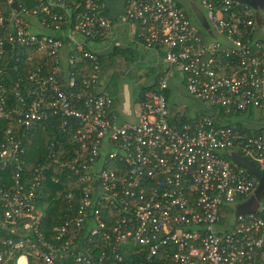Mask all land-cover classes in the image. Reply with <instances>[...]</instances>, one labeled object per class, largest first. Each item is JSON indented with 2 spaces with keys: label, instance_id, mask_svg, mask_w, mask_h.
Returning a JSON list of instances; mask_svg holds the SVG:
<instances>
[{
  "label": "built area",
  "instance_id": "built-area-1",
  "mask_svg": "<svg viewBox=\"0 0 264 264\" xmlns=\"http://www.w3.org/2000/svg\"><path fill=\"white\" fill-rule=\"evenodd\" d=\"M33 1L29 8L22 0H0V78L18 75L12 105L0 83V122L8 125L0 138V172L14 169L10 183L0 187V264L17 253L14 264L21 253L25 264H264V204L236 214L231 226L218 231L220 213L228 209L231 215L254 190L246 170L227 156L238 153L264 170V132L245 135L215 124L221 116L264 106V54H255L262 44L254 38L248 6L199 0L221 43L203 38L175 0H124L118 23L165 64L153 86L136 96L135 121L125 123L112 115V99L100 91L98 55L81 51L79 59L92 64L89 78L81 79L78 60L68 58L65 91L58 78L63 36L30 26L31 18L47 31L64 33L68 26L85 40H112L120 47L110 39L116 30L103 14V0ZM43 51L50 57L43 64L48 73L42 66L22 73L32 53ZM181 89L209 113L190 116L192 123L174 120L164 92ZM51 117L62 129L77 122L75 146L62 154L52 150L25 184L24 133ZM52 164L75 174L77 190L66 196L74 216L48 235L36 203L43 172Z\"/></svg>",
  "mask_w": 264,
  "mask_h": 264
},
{
  "label": "trees",
  "instance_id": "trees-1",
  "mask_svg": "<svg viewBox=\"0 0 264 264\" xmlns=\"http://www.w3.org/2000/svg\"><path fill=\"white\" fill-rule=\"evenodd\" d=\"M24 2V0H22ZM29 8L35 6V2L33 0L25 1L24 2ZM3 10L5 12H8L10 10L9 5H4ZM59 14H64L65 20L68 18V20H71L73 22V17H67V14L62 11L60 8L55 9ZM63 26V24H62ZM112 56L116 55H122L124 54V51L120 49L119 47H114L112 44ZM146 49V48H145ZM86 50L83 49V51ZM95 52V51H94ZM262 52V49L260 51H256V55H260ZM11 53L10 51L8 54ZM96 53V52H95ZM33 58L31 62H25L24 67L21 70L22 73H26L28 71L34 70L35 67L38 66H44L43 64L46 61L50 60V57L48 56L46 51H43L41 53L39 52H33ZM97 54V53H96ZM98 58L101 62V56L99 54ZM77 68L80 69V72L78 73L77 78H89L91 72H92V64L90 62H85L81 58L77 61ZM12 69V68H11ZM44 74L48 73V69L43 67ZM10 80L5 81L4 77L0 78V83L4 85L7 89L6 98L8 101V104H14L15 100H13L12 96V89L14 87V80L17 78L18 75L13 72H9ZM58 78L60 80L62 88L67 91L68 88L65 85V78L63 74L58 75ZM151 85L150 87H152ZM147 87L141 86V92L146 89ZM118 87L115 86L113 88L107 85L106 90L104 91L107 95H109L112 99V114L114 113L119 97H118ZM140 92V93H141ZM139 93V94H140ZM167 99H169L170 91L166 90L164 92ZM264 104V102H263ZM171 114H173L174 120H176L179 123L185 122V123H192L193 120L190 119V114L188 113L189 110L186 109L184 112V115L179 117V114H177L174 108H172V105L170 106ZM252 109L248 112H240L237 114H231L228 116H221L223 118L221 120L215 119V124L217 126L219 125H227L230 127L236 128L238 131L245 135H261L264 132V124L262 125V122H264V106L262 109L257 110L258 111V117L254 121L257 125L255 128H248L245 127L243 122H237V123H229L227 122V117L231 116H241L244 113H252ZM206 114V113H204ZM7 123L0 122V138L2 137V130L3 128L7 127ZM77 126V122L75 120H72V126L69 128L62 129L61 128V122L59 121V118L57 117H51L46 121L40 122V124L33 126L29 131L25 132V144H26V153L23 156V171H22V177L23 182L25 184L28 183V181L31 180V174L34 172L38 166L42 165L45 162L46 157L48 154L53 150L56 154H62L64 153L65 147L75 146L73 142L71 141V134L75 127ZM64 144V145H63ZM61 158V157H60ZM231 158H240L242 160H246L251 165L254 166V168L258 171L261 170L259 168V165L247 158H243L238 153H232L227 156V159L233 164L231 161ZM237 166V165H236ZM241 167V166H238ZM244 168V167H242ZM245 169V168H244ZM247 175L252 180V182L255 184L258 179L255 177L249 170L245 169ZM264 171V170H262ZM14 173V169L10 168L7 171H1L0 172V187L3 182L10 183V177ZM43 175L45 176L46 180L43 182V185L40 189V193L37 195V203L36 208L39 211V213L42 216V222H43V228L44 231L49 235L52 232V229L56 226H60L63 224L66 220H69L74 216V209H71L70 204L66 200L67 193L72 190H77V185H73V182L75 180V174L69 172L66 168L60 167L58 164H52L49 169L45 170L43 172ZM56 178L57 182L54 183L51 181L52 178ZM264 194V193H263ZM264 195H262L263 197ZM70 206V207H69ZM229 213V210L226 209L225 213H220V219L224 221L226 213ZM19 253L13 255V257L10 259L9 264H14V259L18 256ZM31 260V264H35V261L33 259Z\"/></svg>",
  "mask_w": 264,
  "mask_h": 264
},
{
  "label": "crops",
  "instance_id": "crops-1",
  "mask_svg": "<svg viewBox=\"0 0 264 264\" xmlns=\"http://www.w3.org/2000/svg\"><path fill=\"white\" fill-rule=\"evenodd\" d=\"M176 2L178 3L177 0H176ZM103 3H104V7H103L104 16L107 19L111 20L115 26L116 32L114 31L115 33L113 34V39L117 40L120 43L119 39H117V38L119 35H123L122 37L126 38L125 44L127 46L125 49H122L124 51L123 56L122 55H116L114 57L112 56L113 49L108 53L102 52V50L104 49L103 47L99 48L98 50L93 49L97 54H99L101 56V74H100L101 90L100 91L106 90V87L110 82L107 79V76L109 75V73L112 70L113 71L114 70L119 71V69H118L119 66H121V68H122L123 66L127 65V63L130 61L129 58H132V55H136V50L139 48L138 46H141L142 48H144L143 45L136 38H131L130 36H128L127 26L120 24L117 21L118 17L123 12L124 0H103ZM185 4L187 5V8L189 10V14L191 15V18H193L200 25V28L199 27H197V28L199 29L203 38H205L209 42L218 41V42L224 43L223 38L218 36L217 34H215V32L210 28V25L208 24V21L206 20V17H205V12H204V10L202 11L203 8L201 7V5L199 4L200 5L199 6L195 2V0H188ZM249 13L253 16V18L256 22V29L258 30L259 27L257 25V21H256L255 16L251 12V10H249ZM30 26L33 29L38 27V30L41 29L42 31L46 32V34L54 35V36L60 37V38H62V36H63L64 43H63V46H62L61 51H60V63H61V71H62L64 78L67 74L68 58L70 56L75 55L76 60H77V58H78L77 55L79 53H81V51L83 49L90 48V46L88 45V42H91V41L85 40L80 35L69 30L68 26H63V28H64L63 32L64 33L47 31V30H44L42 27H40L38 22H36V20H34L32 18L30 19ZM262 27H264V10H262ZM37 33H41V32H37ZM254 38L262 44V54H264V43H263L262 39H260L258 37L256 38V30L254 33ZM92 43H96V44L101 45V43H103V42L98 41V42H92ZM120 46H121V43H120ZM147 50H149V49H147ZM151 51H153V50H151ZM156 54L158 57H160V54H158V53H156ZM74 59H75V57H74ZM126 61H128V62H126ZM158 67L160 69L162 67V65L160 64V65H158ZM113 74L114 73H112V75ZM116 75H119V73H117ZM156 76H157V74H156ZM262 78H263V85H264V72H263ZM155 80H156V77H154L153 79H150L149 82L144 85V87H148L150 85H153ZM120 85L123 86V95L120 96V89L118 87V89H119V91H118L119 101H118V105H117V107H116V109L112 115L117 120H119L121 122H125V121H123L125 119H130V120H132V122H134L135 117H136V115H135L136 114V112H135L136 107L134 106V109L133 110L131 109V99L129 96V92H128V88H127L126 83L123 82ZM170 94L172 95V92H170ZM174 95L176 96L179 94L174 93L173 96ZM135 100H136V96H135ZM169 109H170V107H169ZM183 109H184V111H186V109H188V107H184ZM205 110H208V108H205ZM196 111H197L196 109H193L194 113ZM209 111H210V109H209ZM209 111H208V113H209ZM188 113L190 114V111ZM200 114H204V113L201 112ZM190 116L195 117L197 115H195V114L191 115L190 114ZM227 122L237 123V122H242V121L240 120V118H233V122L232 121H227ZM263 124H264V122H262V125ZM252 200H253V197L251 195L248 198H246V199L242 200L241 202H239L238 204H236L234 209L231 210V215H230V212L229 213L227 212L224 221H222V219H221V226L224 225V226H226V229H227L229 226H231V223L233 221V217L236 214L251 212V211H249L248 207L251 204L250 202ZM256 200H258V202L260 200L263 201L264 196L262 198L256 199ZM257 210H258V208H257ZM257 210L255 212H257ZM222 213H225V210H223ZM21 255H23V254L21 253L19 256H21ZM23 257H21V258H23ZM23 260H24V264H25L26 257L23 258Z\"/></svg>",
  "mask_w": 264,
  "mask_h": 264
},
{
  "label": "rangeland",
  "instance_id": "rangeland-1",
  "mask_svg": "<svg viewBox=\"0 0 264 264\" xmlns=\"http://www.w3.org/2000/svg\"><path fill=\"white\" fill-rule=\"evenodd\" d=\"M176 1V0H175ZM178 3L183 7L184 11L188 14V17L190 18L191 22L193 23V25H195L196 27L200 28V25L193 19L191 18V15L189 14V10L187 8V5L185 4L188 0H177ZM195 2L199 5V0H195ZM200 6V5H199ZM201 8V7H200ZM202 9V8H201ZM204 9H202L203 11ZM249 15H251L248 12ZM252 16V15H251ZM253 17V16H252ZM32 32H41L43 34H46V32L42 31L41 29L38 30V27H36L35 29L31 30ZM123 35H119L117 39H119L121 46L119 48L121 49H125L126 48V38L122 37ZM113 37V35H111L110 39ZM260 38L262 39L263 43H264V27H262L261 29H256V38ZM88 45L90 46V48L93 50H98L99 48L103 47L104 49L102 50L103 53H108L112 50V40H107L103 43L100 44H96V43H92V42H88ZM98 46V47H97ZM139 48L136 50V55H132V58H129V62L127 63V65L123 66L121 68V66L118 67L119 71L116 70H112L109 75L107 76V79L109 80L111 78V76L115 75V73H119V75H117L116 78L113 79V81L111 82V86L119 83L118 87L120 89V96L123 95V86L120 85L123 82L126 83L127 88H128V92H129V96L131 99V109L135 108V112L137 110V103L135 101V96H137L140 92V88L141 86H144L145 84H147L149 82L150 79H153L154 77H156V74L159 72V67L158 65H165L164 61H163V57L160 55V57L157 56V54L154 51L151 50H147L145 48H142L141 46H138ZM150 54V55H149ZM76 59V56L73 55ZM150 56V57H149ZM77 60H79L80 58V53L77 55ZM128 59V58H127ZM112 73H114L112 75ZM118 77H119V81H118ZM172 105V108L175 109V111H179V112H183V108L184 107H188L190 114H195L198 115L201 112L202 113H208V110H205V108H207L206 105H204L203 103H199V102H195L193 99L189 98L187 96V94L185 93L184 90H180V94L179 95H174L173 94L169 95V99H168V107H170ZM193 109H196L197 111L194 113ZM194 116V115H193ZM258 117V111L257 110H253L252 113H244L241 116H231V117H227V121H232L233 122V118H240V120L243 122L245 127L248 128H255L257 127L256 123L252 120H255ZM250 122H249V121ZM126 123H133L132 120L130 119H125L123 120ZM260 205L262 206V204H264V200H260L259 201ZM259 206V205H258ZM223 229H226V226H222L221 229L219 228L218 231H221ZM23 261L24 264V260L23 258H20L18 260V264H20V262Z\"/></svg>",
  "mask_w": 264,
  "mask_h": 264
},
{
  "label": "flooded vegetation",
  "instance_id": "flooded-vegetation-1",
  "mask_svg": "<svg viewBox=\"0 0 264 264\" xmlns=\"http://www.w3.org/2000/svg\"><path fill=\"white\" fill-rule=\"evenodd\" d=\"M240 2L244 3L248 6L249 10L253 13V15L256 18L257 25L259 29L262 30V10H264V0H240ZM117 75L111 76L109 79V86L111 85V82L114 78H116ZM119 81V78H118ZM120 82V81H119ZM119 83L113 85L112 87L115 88V86L118 87ZM257 181L254 184V190L252 193L253 200L250 202L248 208H251L253 205L254 200L262 198V195H264V171L259 170V177L256 179Z\"/></svg>",
  "mask_w": 264,
  "mask_h": 264
},
{
  "label": "water",
  "instance_id": "water-1",
  "mask_svg": "<svg viewBox=\"0 0 264 264\" xmlns=\"http://www.w3.org/2000/svg\"><path fill=\"white\" fill-rule=\"evenodd\" d=\"M240 1V0H237ZM11 7L14 8L15 10L18 9V4L17 2H13L11 4ZM94 51V50H93ZM126 97V96H125ZM231 161L236 164L237 166H241L244 167L245 169L249 170L255 177H259V173L258 171L254 168L253 165H251L249 162H247L246 160H242L240 158H231ZM259 202L258 200H254L253 205L251 208H249V211L251 212H255L258 208Z\"/></svg>",
  "mask_w": 264,
  "mask_h": 264
},
{
  "label": "bare ground",
  "instance_id": "bare-ground-1",
  "mask_svg": "<svg viewBox=\"0 0 264 264\" xmlns=\"http://www.w3.org/2000/svg\"><path fill=\"white\" fill-rule=\"evenodd\" d=\"M23 256H24V257H23ZM21 257L25 258V255L23 254V255H21V256L18 257V259H17V264H18V260H19ZM20 264H23V261H21Z\"/></svg>",
  "mask_w": 264,
  "mask_h": 264
}]
</instances>
